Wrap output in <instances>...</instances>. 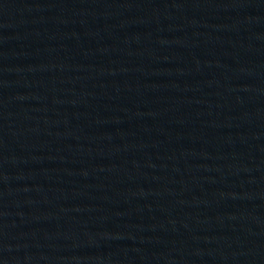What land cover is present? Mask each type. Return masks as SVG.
Here are the masks:
<instances>
[{
    "label": "water",
    "instance_id": "1",
    "mask_svg": "<svg viewBox=\"0 0 264 264\" xmlns=\"http://www.w3.org/2000/svg\"><path fill=\"white\" fill-rule=\"evenodd\" d=\"M0 264H264V0H0Z\"/></svg>",
    "mask_w": 264,
    "mask_h": 264
}]
</instances>
